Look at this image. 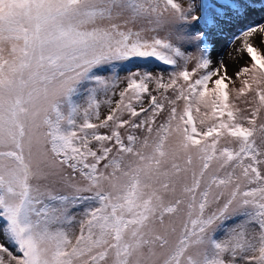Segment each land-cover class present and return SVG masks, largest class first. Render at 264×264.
<instances>
[{
    "label": "rangeland",
    "instance_id": "obj_1",
    "mask_svg": "<svg viewBox=\"0 0 264 264\" xmlns=\"http://www.w3.org/2000/svg\"><path fill=\"white\" fill-rule=\"evenodd\" d=\"M0 264H264V0H0Z\"/></svg>",
    "mask_w": 264,
    "mask_h": 264
},
{
    "label": "bare ground",
    "instance_id": "obj_2",
    "mask_svg": "<svg viewBox=\"0 0 264 264\" xmlns=\"http://www.w3.org/2000/svg\"><path fill=\"white\" fill-rule=\"evenodd\" d=\"M240 58H242V56H241V57H238V56L231 57V58H230V61L228 62L229 67H230V68H233V67L236 66L238 63H240V62H241V59H240ZM230 65H231V66H230Z\"/></svg>",
    "mask_w": 264,
    "mask_h": 264
}]
</instances>
